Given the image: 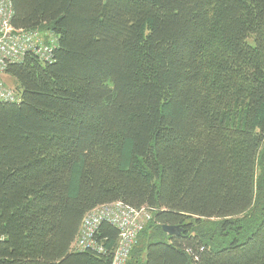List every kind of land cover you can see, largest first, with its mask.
<instances>
[{
	"label": "trees",
	"instance_id": "16d2710c",
	"mask_svg": "<svg viewBox=\"0 0 264 264\" xmlns=\"http://www.w3.org/2000/svg\"><path fill=\"white\" fill-rule=\"evenodd\" d=\"M11 3L57 44L4 74L0 264H111L106 223L70 247L116 202L151 214L127 264H264V0Z\"/></svg>",
	"mask_w": 264,
	"mask_h": 264
},
{
	"label": "built area",
	"instance_id": "2783aa9c",
	"mask_svg": "<svg viewBox=\"0 0 264 264\" xmlns=\"http://www.w3.org/2000/svg\"><path fill=\"white\" fill-rule=\"evenodd\" d=\"M11 18V0H0V102L18 104L19 94L3 81L7 67L20 63L30 54L42 63H51L57 39L52 34H40L35 30H15L11 26ZM150 220L151 214L146 208L134 210L121 202L99 206L82 219L70 251L104 253L95 237L100 225L106 223L118 231L111 264H127L140 233Z\"/></svg>",
	"mask_w": 264,
	"mask_h": 264
},
{
	"label": "water",
	"instance_id": "95a60500",
	"mask_svg": "<svg viewBox=\"0 0 264 264\" xmlns=\"http://www.w3.org/2000/svg\"><path fill=\"white\" fill-rule=\"evenodd\" d=\"M162 231L169 237H177L181 234V229L176 226H162Z\"/></svg>",
	"mask_w": 264,
	"mask_h": 264
},
{
	"label": "rangeland",
	"instance_id": "374dc122",
	"mask_svg": "<svg viewBox=\"0 0 264 264\" xmlns=\"http://www.w3.org/2000/svg\"><path fill=\"white\" fill-rule=\"evenodd\" d=\"M3 80H4V82L6 83V85H7L8 87H10V88H12V89H15V88H16V83H15V81H14L12 78H10V77H8V76H3ZM148 223H149V222H147L146 225H147Z\"/></svg>",
	"mask_w": 264,
	"mask_h": 264
}]
</instances>
